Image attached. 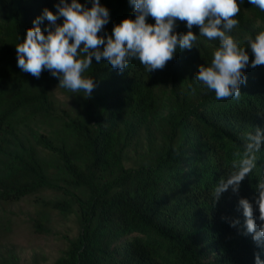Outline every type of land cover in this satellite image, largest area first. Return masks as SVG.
Masks as SVG:
<instances>
[{
	"label": "trees",
	"instance_id": "obj_1",
	"mask_svg": "<svg viewBox=\"0 0 264 264\" xmlns=\"http://www.w3.org/2000/svg\"><path fill=\"white\" fill-rule=\"evenodd\" d=\"M79 2L92 6V0ZM58 3L0 0V153L13 146L22 125L55 115L52 86L59 79L47 69L39 79L23 72L17 66L16 45L23 43L43 10L55 13ZM100 3L110 12L100 35H110L126 18L135 19L130 0ZM240 8L234 17L239 23L229 35L247 48L249 38L264 31V11L249 0ZM147 22L155 20L148 17ZM188 31L186 21L178 20L174 32ZM192 31L199 35L198 27ZM219 45L218 39L198 36L191 50L178 49L163 69L151 73L138 59H131L121 73L103 58H93L84 75L94 78L96 87L91 97L80 91V108L64 119L63 133L40 134L38 145L14 154L0 170L3 201L46 188L63 193L60 198L37 197L44 208L39 210L38 230L45 229V208L78 211L79 232L69 238L56 264H256L257 252L264 261V246L245 234L246 218L238 207L240 198L254 204L256 185L264 179V146L238 194L229 189L218 203L213 196L218 181L236 170L244 135L264 129V65L251 67L255 57L249 48L241 95L218 100L214 91L195 80L193 70L211 65ZM171 75L186 86L185 96L169 97L162 137L151 141L139 164L129 165V150L138 145L135 128L159 116L164 104L160 85ZM197 90L204 94L194 99ZM255 214L259 216L258 207ZM235 220L239 224L233 227ZM202 247L214 257L204 259ZM10 254L0 255V264H14Z\"/></svg>",
	"mask_w": 264,
	"mask_h": 264
},
{
	"label": "clouds",
	"instance_id": "obj_2",
	"mask_svg": "<svg viewBox=\"0 0 264 264\" xmlns=\"http://www.w3.org/2000/svg\"><path fill=\"white\" fill-rule=\"evenodd\" d=\"M134 6L135 19L126 18L114 26L110 35H100L109 23V9L92 0L89 8L79 0H60L57 12L45 8L34 21V27L27 30L26 38L17 47V66L25 73L39 79L47 69L59 79L60 88L72 92L83 91L91 97L96 81L84 73L102 58L121 73L131 59H138L148 72L163 69L173 59L177 50H191L198 36L219 40L211 65H200L195 80L215 92L216 99L239 98L241 84L247 83L245 69L250 55L254 54L251 67L264 65V31L255 39L249 38L248 47L239 46L229 33L238 25L235 19L243 0H130ZM249 3L264 11V0H249ZM63 17V23L57 21ZM148 17L155 20L148 23ZM49 21L47 32L42 30L44 20ZM186 21V34L174 32L177 21ZM199 28V35L192 31ZM244 151L235 171L227 179L221 178L213 196L218 203L229 189L238 194L242 181L257 166V153L264 146V129L257 127L255 133L243 137ZM254 204L247 198H240L238 207L246 218V233L252 234L258 247L264 246V179L256 185ZM258 207L259 216H256ZM259 221V223H258ZM239 220L232 221L233 227ZM256 264H264L259 252Z\"/></svg>",
	"mask_w": 264,
	"mask_h": 264
},
{
	"label": "rangeland",
	"instance_id": "obj_3",
	"mask_svg": "<svg viewBox=\"0 0 264 264\" xmlns=\"http://www.w3.org/2000/svg\"><path fill=\"white\" fill-rule=\"evenodd\" d=\"M49 23L47 21L41 26L45 33ZM57 23L62 24V20L59 19ZM198 71L199 67L193 70L195 74ZM58 85L59 83H56L52 86V95L56 102L55 115L22 125L14 139L13 146L5 153H0V170L6 167L14 154L32 144L38 145L37 138L40 134L55 136L58 132L63 133L61 124L64 119L69 118L80 108V91L74 93L69 89L60 88ZM159 90L163 95V107L159 116L152 120L148 126L135 128L138 145L137 149L134 147L129 150V155L125 160L129 165L139 164L151 141L159 140L162 137L161 120L169 112V97L171 95L185 96L186 86L171 75L165 78ZM203 94V91L197 90L194 99H199ZM54 159L57 161L56 158ZM57 178L61 183H65L61 177ZM38 196L60 198L63 193L53 188H46L37 194L26 195L17 201L0 199V255L7 256L12 253L14 264H56L55 261L67 247L69 238L76 236L79 232L80 222L76 209L65 213L59 209L45 208L48 216L45 229L38 230L36 224L40 214L39 210L43 208L38 205ZM201 251L202 257L206 260L214 257V253L205 247H202ZM12 254L10 255L12 256Z\"/></svg>",
	"mask_w": 264,
	"mask_h": 264
}]
</instances>
